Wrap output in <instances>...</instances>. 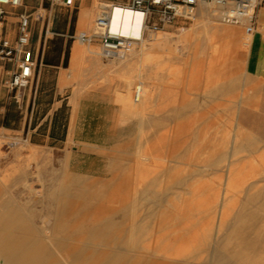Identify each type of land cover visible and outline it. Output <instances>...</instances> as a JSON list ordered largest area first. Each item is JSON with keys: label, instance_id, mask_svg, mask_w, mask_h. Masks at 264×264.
<instances>
[{"label": "rangeland", "instance_id": "1", "mask_svg": "<svg viewBox=\"0 0 264 264\" xmlns=\"http://www.w3.org/2000/svg\"><path fill=\"white\" fill-rule=\"evenodd\" d=\"M101 1L115 2L94 0L85 22L67 37L54 35L21 102L11 94L2 98L0 198L20 197L19 171L31 169L33 191L21 195L38 194L39 213L51 211L42 195L62 179L71 192L83 186V197L100 198L90 210L98 206L99 220L113 218L123 250L130 237V219L122 212L128 205L139 216L154 214L135 240L148 236L145 242L160 252L169 253L171 245L193 253L185 263L209 264L210 248L202 244L213 247L226 229L236 228L247 196L264 187V78L247 68L251 38L201 2L189 10L195 18H177L158 32L167 38L146 39L130 54L107 58L97 43L87 46L71 37L92 30ZM37 7L33 18L44 20L52 12L76 21L74 8L59 10L64 6H51L50 0ZM256 23L264 25V0ZM41 25L32 19V36ZM137 84L143 88L139 101L133 98ZM65 224L75 228V222ZM247 227L250 233L238 243L264 239L255 234L259 224ZM254 250L257 260L249 264H264V247Z\"/></svg>", "mask_w": 264, "mask_h": 264}, {"label": "bare ground", "instance_id": "2", "mask_svg": "<svg viewBox=\"0 0 264 264\" xmlns=\"http://www.w3.org/2000/svg\"><path fill=\"white\" fill-rule=\"evenodd\" d=\"M214 11L218 10L214 8ZM187 12L193 15L189 10ZM114 14L121 21H127L134 17L137 18V14L118 5L114 8ZM115 29H119L124 33L128 32V27L120 23L116 24ZM167 37L165 33L153 32L149 34L147 39L158 40ZM246 37L251 38V35L247 34ZM143 43L144 41L140 44ZM92 48L88 47V51L98 53L97 50L95 51ZM141 50V53H143L144 50ZM19 172L21 174L19 178L24 180V184L21 182L22 186H24L20 193H31L33 190L30 186V179L34 171L22 169ZM65 179L67 178L65 177ZM63 181L60 179L54 184L48 185L45 189V194L42 197H44V200L47 201V206L51 209V211L49 210L45 213H39L35 208L38 194L36 196L32 194L23 196L20 194V197L14 196L15 194L2 197L4 194H1L0 264H187L184 259L192 257L193 253L186 254L183 251L184 254H182L178 247H171V245L170 248L173 249H170L169 253L168 250L160 252L154 249V242L153 244L152 242H145L148 236L141 235L136 241L134 239L135 232L138 230L147 231L150 227L149 222L154 214L145 212L142 216H139L135 214L137 207L133 211L131 209L133 207L131 206L130 208L128 205L122 209L123 216H129L130 219L129 231L127 230L130 237H128V242H126V250H123L122 247L117 246L118 240L114 236L113 227L115 226V221L113 218L109 214H106L104 219L99 220L94 216L98 214L96 211L98 206L96 209L90 210L91 206L96 204L100 198L94 195L85 196L86 198L83 197L81 192L85 190L83 186L80 190L71 192L69 186L63 185ZM133 192L136 191L134 190ZM133 192L132 194H134ZM256 199L259 200L258 203L251 205L250 203ZM123 203L125 205V202ZM222 203L221 207L224 206L225 201ZM173 205L177 207L175 202ZM242 207L241 212L237 214V216H241V221L235 224L236 228L231 230L226 229L224 235L218 238L217 245L213 247L209 245L203 246L202 244V247L210 248L207 254L209 264H241V262L249 264L257 260L254 249L264 247V239L253 241L241 240V244L238 241L240 237L243 238L246 233H250L251 230L247 226L251 224H259V228L255 231V234L264 238V187H260V190L255 194L247 196ZM129 209L131 210L129 211ZM242 218H247L249 221H245ZM65 222H75V228L70 229V226L65 224ZM155 224H158V222ZM158 230L160 228H157ZM117 233L119 235V232ZM157 241H160V238ZM112 242L113 245H111ZM205 243L207 244V242ZM165 248L166 246L163 249ZM179 256L181 258H178Z\"/></svg>", "mask_w": 264, "mask_h": 264}, {"label": "built area", "instance_id": "3", "mask_svg": "<svg viewBox=\"0 0 264 264\" xmlns=\"http://www.w3.org/2000/svg\"><path fill=\"white\" fill-rule=\"evenodd\" d=\"M24 0H0V102L7 94L21 102L27 88L31 87L40 63L32 44L33 16L21 11L17 13V26L14 35L7 27V17L11 11L23 5ZM201 2H207L216 8L225 24L243 26L246 34H252L256 27V8L260 0H127L123 3L101 1L92 30L75 32L76 38L87 46L97 43L99 54L113 57L130 54L137 45L146 40L150 33L159 32L172 24L177 18L191 19L188 10H194ZM51 6L69 7L72 0H50ZM118 5L128 9L137 18L119 20L114 14ZM40 15L36 18L39 19ZM117 23L126 25L128 32L115 29ZM143 88L137 84L133 98L139 101Z\"/></svg>", "mask_w": 264, "mask_h": 264}, {"label": "crops", "instance_id": "4", "mask_svg": "<svg viewBox=\"0 0 264 264\" xmlns=\"http://www.w3.org/2000/svg\"><path fill=\"white\" fill-rule=\"evenodd\" d=\"M109 1L116 2L118 0ZM34 3H36V5H33ZM37 5L42 7V0H26V2L24 0L21 7L10 12L7 17V27L8 30L10 29L9 31L11 35H14V31L17 26V13L26 11L33 16L35 12H37ZM93 5L94 0H72L71 6L59 7V10H63L65 12H70L73 8L76 9V21L74 24L71 22V14L63 15L60 20L59 17L52 14V12H50L49 17L44 20H41V16L39 19H36L37 17L33 18L42 22L41 27L38 28L37 36H32V44L38 54L40 63L43 62L45 54L49 53V45L53 41L54 35H60L63 37L69 36V32L73 29L74 25L76 26L78 23H83L87 20L93 9ZM34 8H36V10L33 11ZM43 29L46 32V36L44 38L42 37ZM48 34H51V36H48ZM43 64L46 66L51 65L46 61ZM247 68L252 74L264 78V25L261 27L257 25L255 31L251 34V43L247 57Z\"/></svg>", "mask_w": 264, "mask_h": 264}]
</instances>
